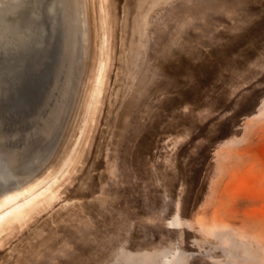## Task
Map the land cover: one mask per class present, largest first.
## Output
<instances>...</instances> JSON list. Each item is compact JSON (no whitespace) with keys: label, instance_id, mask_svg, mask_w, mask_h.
I'll use <instances>...</instances> for the list:
<instances>
[{"label":"rangeland","instance_id":"rangeland-1","mask_svg":"<svg viewBox=\"0 0 264 264\" xmlns=\"http://www.w3.org/2000/svg\"><path fill=\"white\" fill-rule=\"evenodd\" d=\"M87 4L90 61L45 166L78 47L52 70L57 0L0 4V213L52 186L0 232V264H264V0Z\"/></svg>","mask_w":264,"mask_h":264},{"label":"bare ground","instance_id":"bare-ground-1","mask_svg":"<svg viewBox=\"0 0 264 264\" xmlns=\"http://www.w3.org/2000/svg\"><path fill=\"white\" fill-rule=\"evenodd\" d=\"M5 1H7V0H0V4H3ZM11 1H17V0H11ZM104 1H107V0H104ZM57 2L60 5L59 7L61 10V14H60L61 18L59 17L58 20H60V21H57V22L55 21L54 17H50L49 15H48L49 18L48 19L46 18L47 23H48L47 26H48L49 36H48V41H47L48 45L45 48V51L43 53V61H44V63H48V65H51L52 70L55 69V67H56L57 72H59V70L61 72L65 65H70V63L74 64L73 62L75 61V55L76 54H75V52L72 51V47H71V44L74 42L75 46L78 47V50H77V52H78V56H77L78 70H77V77H76V88H75L74 93H73L72 106L70 108V111L68 112V118L66 120V124L62 128L61 133H60L59 137L57 138V140L55 141V143L52 145L50 150L47 152L45 158L43 159L42 166H45L52 161V159L54 158V156H55V154H56V152H57V150L61 144L64 133L66 131L67 123L69 120V115L71 113V110L74 107V103L76 101L80 85H81V83H82V81L86 75L88 64L90 61L91 51H92V27H91L90 14H89L87 0H57ZM106 6H107V4H106ZM107 11H108V9H107ZM103 13H104V9H103ZM105 34H106V32H105ZM25 43H27V42L25 41ZM106 43H107V38L103 41V45L101 47L102 55L105 54L104 49H105ZM23 45H25V44H23ZM107 66H108V63H107ZM49 68H51V67L49 66ZM105 68H107L106 63H105L104 59L102 58L101 59V65L98 69L97 80H96L98 82L99 88L101 87V85H104L103 83H104V79L106 77L105 73L107 71V69H105ZM99 88H98V90H99ZM99 97H98V99H99ZM94 108H96V107L93 106L92 109H94ZM96 109H95V111H96ZM90 113H92V112H90ZM92 115L93 114H91V116ZM87 117H88V115H87ZM86 121H87V119H86ZM88 123H90V122H88ZM88 123H87V125H88ZM84 128H86V127H84ZM81 132H83V131H81ZM59 183H62V182H59ZM59 185H61V184H59ZM37 187H38V185L34 184V185H31L28 189H22V188L19 189L18 188V190H16L15 192L4 194L3 199H2V205H9V207L0 213V232L1 231L3 232V230L7 226L11 225V223H13V222H16V221L24 222L23 218H25V216H27L34 209L35 210L38 209L39 206L42 204V201L47 199V197L52 192V186L47 187L43 191H39V192L36 191ZM60 187H59V189H60ZM51 201L48 202L50 204V206H52ZM54 201H55V199H54ZM46 202L44 204H46L48 206V204ZM54 203L55 202H53V204ZM42 205L40 206L39 210L43 207ZM35 210H34V212H36ZM30 217H32V214L30 215ZM25 219H27V217ZM0 235H1V233H0Z\"/></svg>","mask_w":264,"mask_h":264}]
</instances>
